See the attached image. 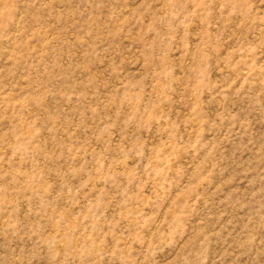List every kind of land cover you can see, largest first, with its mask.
Here are the masks:
<instances>
[{"label": "rangeland", "instance_id": "374dc122", "mask_svg": "<svg viewBox=\"0 0 264 264\" xmlns=\"http://www.w3.org/2000/svg\"><path fill=\"white\" fill-rule=\"evenodd\" d=\"M0 264H264V0H0Z\"/></svg>", "mask_w": 264, "mask_h": 264}]
</instances>
